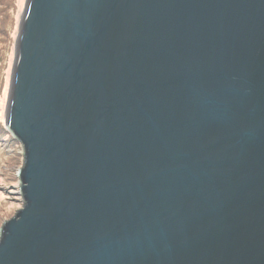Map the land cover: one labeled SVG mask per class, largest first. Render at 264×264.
<instances>
[{
    "label": "water",
    "instance_id": "1",
    "mask_svg": "<svg viewBox=\"0 0 264 264\" xmlns=\"http://www.w3.org/2000/svg\"><path fill=\"white\" fill-rule=\"evenodd\" d=\"M4 121L0 264H264V0H26Z\"/></svg>",
    "mask_w": 264,
    "mask_h": 264
},
{
    "label": "rangeland",
    "instance_id": "2",
    "mask_svg": "<svg viewBox=\"0 0 264 264\" xmlns=\"http://www.w3.org/2000/svg\"><path fill=\"white\" fill-rule=\"evenodd\" d=\"M25 1L0 0V231L24 203L19 176L24 162L23 148L6 128L4 116Z\"/></svg>",
    "mask_w": 264,
    "mask_h": 264
}]
</instances>
